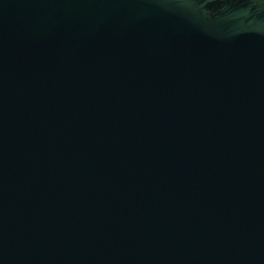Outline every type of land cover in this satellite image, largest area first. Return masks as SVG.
<instances>
[{
    "label": "water",
    "instance_id": "water-1",
    "mask_svg": "<svg viewBox=\"0 0 264 264\" xmlns=\"http://www.w3.org/2000/svg\"><path fill=\"white\" fill-rule=\"evenodd\" d=\"M0 264H264V0H0Z\"/></svg>",
    "mask_w": 264,
    "mask_h": 264
}]
</instances>
